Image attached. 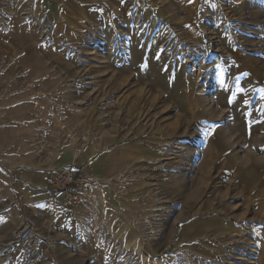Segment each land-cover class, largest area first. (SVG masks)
<instances>
[{
  "label": "rangeland",
  "instance_id": "obj_1",
  "mask_svg": "<svg viewBox=\"0 0 264 264\" xmlns=\"http://www.w3.org/2000/svg\"><path fill=\"white\" fill-rule=\"evenodd\" d=\"M141 5L87 7L74 29L11 12L34 41L4 72L53 57L51 87L23 95L52 108L26 147L73 144L97 186L31 208L0 158V264H264V0Z\"/></svg>",
  "mask_w": 264,
  "mask_h": 264
},
{
  "label": "crops",
  "instance_id": "obj_2",
  "mask_svg": "<svg viewBox=\"0 0 264 264\" xmlns=\"http://www.w3.org/2000/svg\"><path fill=\"white\" fill-rule=\"evenodd\" d=\"M170 1L185 0H0V145L6 150L9 148L8 156L4 152L0 155L1 168L13 176H18L14 179L13 185L16 191H19L18 195L23 196L24 203L28 207L41 206L45 208L43 203L46 196L41 188L47 176L55 169L70 167L84 170L85 165L89 164L92 157L87 154L90 156L88 159L84 156L82 158L78 148L73 144L60 145L56 138L48 139L46 134L43 140L39 139L38 147H26L25 139H23L26 135L25 129L32 127L34 128L33 134H36V128L40 127L37 112L48 111L52 108L43 103L33 104L23 98V95L32 96L38 88L51 87L52 81L48 80L51 79L54 72L46 64H49L53 57L38 55L30 59L26 58L22 63L35 64L38 62L40 67H30L28 71L4 72L5 65L14 68V65L20 64L19 58L14 56V52L20 46H28L34 41V25L27 23L22 18H17L11 12L37 10L39 14H45L62 27L68 23L74 29L82 24L87 7H92V12L97 15L102 14L101 11L108 10L110 5L142 4L141 6H143L147 4L155 7V2ZM196 1L202 2V0ZM100 6H103L104 10H99ZM20 8L25 9L21 10ZM190 12H193L191 8ZM3 18L10 20V24L4 23ZM20 41L23 43L20 44ZM25 112L30 116L28 117L29 122L24 119ZM8 114L15 116L14 124L9 123ZM52 121L53 119H48L47 128H52V133L55 135V121L54 123ZM21 140L24 141L21 142ZM259 162H262L260 164L263 169L261 174H257L255 177H257L256 180L264 183V161L260 159ZM252 192L264 193V185L263 187L253 186ZM260 205L261 207L264 205V200Z\"/></svg>",
  "mask_w": 264,
  "mask_h": 264
},
{
  "label": "built area",
  "instance_id": "obj_3",
  "mask_svg": "<svg viewBox=\"0 0 264 264\" xmlns=\"http://www.w3.org/2000/svg\"><path fill=\"white\" fill-rule=\"evenodd\" d=\"M97 186L95 173L73 168L55 169L45 179L41 190L45 193L47 209L83 204Z\"/></svg>",
  "mask_w": 264,
  "mask_h": 264
}]
</instances>
